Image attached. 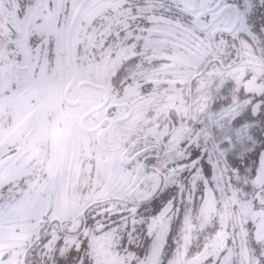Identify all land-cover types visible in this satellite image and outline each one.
<instances>
[{
  "label": "snow or ice",
  "instance_id": "6c2138e0",
  "mask_svg": "<svg viewBox=\"0 0 264 264\" xmlns=\"http://www.w3.org/2000/svg\"><path fill=\"white\" fill-rule=\"evenodd\" d=\"M0 264H264V0H0Z\"/></svg>",
  "mask_w": 264,
  "mask_h": 264
}]
</instances>
